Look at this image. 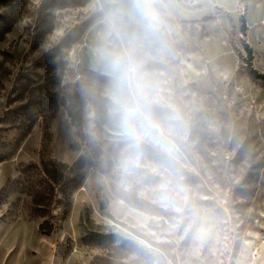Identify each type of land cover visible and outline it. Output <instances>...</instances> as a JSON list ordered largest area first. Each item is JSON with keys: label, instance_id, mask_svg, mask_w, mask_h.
<instances>
[{"label": "rangeland", "instance_id": "374dc122", "mask_svg": "<svg viewBox=\"0 0 264 264\" xmlns=\"http://www.w3.org/2000/svg\"><path fill=\"white\" fill-rule=\"evenodd\" d=\"M63 1L0 0V116L39 107L27 132L0 124V264H264V81L239 56L264 73V0ZM131 107L155 153L91 169L61 203L21 175L121 127L134 141Z\"/></svg>", "mask_w": 264, "mask_h": 264}, {"label": "trees", "instance_id": "16d2710c", "mask_svg": "<svg viewBox=\"0 0 264 264\" xmlns=\"http://www.w3.org/2000/svg\"><path fill=\"white\" fill-rule=\"evenodd\" d=\"M74 1V0H72ZM69 2V1H63ZM72 4V3H67ZM14 19L0 13V39L8 32L13 24ZM247 29L244 16L240 17V31L245 34ZM246 56L240 53V58L246 63V67L250 75L256 79L264 81V73L259 72L252 66V51L249 45L245 44ZM15 101V97L11 96L8 99V105H11ZM39 107L33 106L29 101L21 103L15 107H8L6 111L0 116V124L7 125L9 127L20 128L22 132H27L33 126L37 119V109ZM112 117L116 118V122L122 126V114L116 113ZM113 120V118H111ZM119 128V127H118ZM4 129L0 125V130ZM116 140L105 144V140L94 141L95 146L85 148V154L79 157L72 165H67L55 158H42L40 164H31L30 167L34 168L29 170L27 166H23L19 171L24 178L36 177V183L40 187L42 192L46 191V198L49 202L61 203L62 196L69 187L75 188L80 183V180L91 170L96 169L101 173L110 171L114 161L119 158L125 157L132 151L155 153V150L151 149L145 142H138L137 139L131 141L128 136L122 137V127L117 130ZM130 139V141H128ZM131 142H137L135 145L126 146ZM10 144L7 143L0 133V161L6 159L10 155ZM126 146V147H125ZM157 154V153H156ZM158 158H162L159 154ZM40 192V191H38ZM125 199L127 197H124ZM138 206H143L141 199H130ZM34 207L31 209L33 215H45L49 211L48 207ZM40 211V213H39ZM99 237H105V235H98ZM90 240L91 239L90 237Z\"/></svg>", "mask_w": 264, "mask_h": 264}, {"label": "clouds", "instance_id": "9594fccd", "mask_svg": "<svg viewBox=\"0 0 264 264\" xmlns=\"http://www.w3.org/2000/svg\"><path fill=\"white\" fill-rule=\"evenodd\" d=\"M137 119L143 120L149 126V128L156 127V125L153 124L152 122L151 114L149 112L142 111L138 107L129 108L124 115V123H125L128 135L133 139L136 138V130L134 128L129 127V123Z\"/></svg>", "mask_w": 264, "mask_h": 264}]
</instances>
